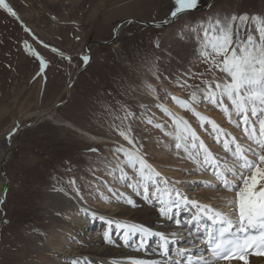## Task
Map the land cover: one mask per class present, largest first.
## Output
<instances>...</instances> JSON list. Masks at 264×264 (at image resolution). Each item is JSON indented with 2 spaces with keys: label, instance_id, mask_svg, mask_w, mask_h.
<instances>
[{
  "label": "rangeland",
  "instance_id": "obj_1",
  "mask_svg": "<svg viewBox=\"0 0 264 264\" xmlns=\"http://www.w3.org/2000/svg\"><path fill=\"white\" fill-rule=\"evenodd\" d=\"M5 2L19 19L0 7V142L10 149L4 163L8 179L4 201L0 196V220L5 207L0 229V264H86L84 255L77 254L86 247L84 239H99L106 228L95 217L91 228H87L90 216L79 227L75 218H82L88 206L95 204L98 210L133 192L118 178L120 169L114 159L117 146L131 147L113 129L114 124L120 123L117 117L123 115L119 106L127 105L136 114L126 123H131L141 154L153 162L182 164L187 159V154H177L175 141L165 135L173 131L171 127L157 129L147 123L146 117L151 116L154 124H171L170 118L155 107L156 103L169 109L170 105L175 106L210 149L224 156L221 145L210 134V126H205L207 131L200 128L192 113L181 109L168 94L179 93L176 96L187 99L196 90L177 87V82L206 68L199 54L198 38L203 27L216 18L247 15L256 19L250 20L240 35L246 38L249 31L256 35L255 25L264 20V0H199L196 9L181 13L172 21L174 0ZM133 18L157 24L169 22L159 28L145 26ZM126 19L115 42L93 43L109 40L118 23ZM25 40L45 59L42 73L39 61L26 51ZM89 42L91 56L85 65L81 56L88 55ZM216 75L223 76L219 72ZM145 82L156 91L149 92ZM188 83L200 82L189 79ZM67 87L69 96L52 118L21 131L16 140L19 127L67 97ZM224 102L231 110L230 101L225 98ZM195 107L204 115L213 116L225 130L241 131L238 138L244 139L243 125L236 127L239 119L235 114L234 122H229L211 103ZM14 128L15 134L7 139ZM84 132L109 141L90 142ZM93 148L98 151H90ZM114 169L115 174H110ZM124 170L132 175L130 169ZM186 173L183 170V175ZM3 186L0 172V189ZM203 186L198 184L197 188L206 189ZM191 188L188 192H192ZM54 189L65 190L76 205L60 208ZM220 189L236 195L231 189L217 190ZM68 222H74L82 231H76ZM108 234L110 240L116 231L113 228Z\"/></svg>",
  "mask_w": 264,
  "mask_h": 264
},
{
  "label": "snow or ice",
  "instance_id": "obj_2",
  "mask_svg": "<svg viewBox=\"0 0 264 264\" xmlns=\"http://www.w3.org/2000/svg\"><path fill=\"white\" fill-rule=\"evenodd\" d=\"M198 5L199 0H174L170 16L174 19L181 13L196 9ZM0 7L19 19L18 14L5 0H0ZM253 19L256 18L233 15L225 20L216 18L207 27H203L198 38L199 54L206 68L201 72L193 71L186 79L177 82V87L196 90L191 91L187 99L168 94L181 109L192 113L200 128L210 126V134L215 142L221 145L224 156L215 154L189 120L173 112L165 104L156 103L155 107L170 118L171 124H154L151 116L146 117L147 123L157 129L171 127L173 131L165 135L171 136L175 141L177 154L181 152L187 154V157L197 165V171L211 172L218 182L214 185L210 181H201L202 184L209 188L223 187L236 192L238 197L236 219L216 211L212 205L190 200L179 190L167 186L161 189L159 186L163 179L161 174L148 164L146 154H141L132 135L131 123H126L136 115L129 106L123 104L119 106L123 115L117 117L120 123L113 125L119 136L131 145L129 148L117 146L114 149L116 168L120 169L118 178L125 181L128 188L137 194H143L145 199L154 197L159 202L160 215L166 219H174L177 210L182 206L190 207L195 212L190 223L198 224L201 219H208L209 223L204 228L205 236L202 241L204 249L199 255L193 254L194 259L193 256H189L192 264H212V261L219 260L231 264L232 259L248 264L246 253L249 249L256 251L257 255L264 256V20L255 25L256 35L251 31L246 38L240 35ZM168 22L165 20L163 23ZM25 30L31 31L27 28ZM24 45L28 54L39 61L42 73L46 67L45 59L27 40L24 41ZM53 51L59 52L58 49ZM59 54L64 56L63 52ZM66 58L71 60V57ZM81 59L87 65L90 55H82ZM217 72L223 76L218 77ZM189 79L199 80L200 83L189 84ZM200 84L204 87H200ZM145 87L151 92L156 91L154 86L147 82ZM225 98L230 101L231 110L229 105L225 104ZM203 102L219 108L229 122H234L232 116L235 114L239 119L236 127L243 125L242 138L247 142L241 143L240 138L220 127L212 118L197 111L195 105ZM16 130L14 128L7 139L10 140ZM205 130L207 131V128ZM90 151L98 149L93 148ZM125 168L131 170V176L124 170ZM110 174H115V169ZM164 183L168 184L166 180ZM127 203L131 205L134 201L127 198ZM176 223L180 221L176 220ZM121 227H126L127 236L139 235L141 244L151 236H158L159 248L165 256L168 254L169 245L175 241L174 233H154L144 226L137 225ZM197 231L199 232V229ZM108 235L106 232L105 238H108ZM178 251L183 255L191 250L180 248ZM204 252L210 253V256L206 258ZM135 264L143 262L136 261Z\"/></svg>",
  "mask_w": 264,
  "mask_h": 264
},
{
  "label": "bare ground",
  "instance_id": "obj_3",
  "mask_svg": "<svg viewBox=\"0 0 264 264\" xmlns=\"http://www.w3.org/2000/svg\"><path fill=\"white\" fill-rule=\"evenodd\" d=\"M122 26L123 24L118 28L119 33L122 30ZM68 88L70 92V87H67L66 94ZM53 107L49 110L40 112L37 116L46 115L48 117L46 119H51L52 114L55 113L56 110ZM169 107L178 115L183 116V114L179 112L175 106L170 105ZM212 119L214 120L215 118L212 116ZM220 127L222 126L220 125ZM228 132L237 137L238 135H241V131H237L236 129H230L228 130ZM82 134L90 142L104 143L109 141V139L105 137L103 138L94 136L87 132H84ZM240 142L246 143L247 141L243 139L240 140ZM205 144L209 146L208 143L205 142ZM0 150L1 159L5 161L9 156L10 149L5 146V142H0ZM188 159V157L187 159L185 157V159L182 161V164H180L179 161H170V163H158L146 158L148 164L151 165L152 168H154L157 172H159L161 174V177L163 178L160 181L159 185L161 189L167 186L171 189L179 190L190 200H196L205 205H212L216 211L222 212L227 216L236 219L238 217V208L236 207V202L238 200L237 194L235 195L231 194V192H225L227 190L222 191L223 189L217 190L222 187H215L211 189L205 186V184H202L201 181H210L214 185L218 184V182L216 178L211 174V172H198L197 165L192 160ZM172 168H176L177 170H172ZM183 170L187 172L184 175ZM229 178L231 179V177ZM164 180L168 182L167 185H165ZM196 184L204 185L206 189H199L197 188ZM186 185L193 187L187 188ZM189 188H191L192 192H188ZM2 192L3 189H0V196H2ZM133 192L130 195H123V197H120L116 201H110L108 206L105 205L104 207H99L100 209L98 210H96L95 204L88 207L86 206L87 208L84 211V216L82 218H75V222H77V225L79 227H81V225L85 223L84 218H89L90 216L91 219L88 220V222H90V225L88 227L86 226L87 228H91V226L93 225L92 221H94L95 217V219H97L99 223L104 224L106 228L105 233H108L113 228L116 231L115 237L110 240L108 238H105V234L98 235L99 239H95L94 236L91 237V234L88 235L89 237H91V239H84L88 243L85 242L86 247H82L77 254L84 255L82 259H84L86 264H135L136 261H142L143 264L191 263L192 261L189 260V256H193V254L199 255L203 250L202 247L204 245L202 242L203 239H196L193 234V231L196 230L197 226H201V229H203L202 224H193L189 222L191 221L192 216L195 214L194 210L190 207L182 206L177 210L174 219H166L160 215V205L154 197L145 199L143 194H137V192H135L134 190ZM54 194L55 196H58H56V200L60 204V208H68L72 205H76L71 202L73 199H69V196L67 195L65 190L54 189ZM127 198L132 199L134 203L131 205L128 204ZM101 217H103V219H101ZM176 220H179L180 223H176ZM202 220L203 219H201L200 222ZM68 223L76 231H82V229L78 228L77 225L74 224V222ZM121 225L144 226L154 233H174L175 241L169 245L168 254L167 256H165L159 248L160 240L158 236H151L147 238L145 243L141 244V237L139 235L127 236L125 234L126 227H121ZM41 240L43 241V238ZM189 241H191V243H189ZM66 247L68 248L69 246ZM180 248H188L191 251L182 255L178 251V249ZM66 252L67 254L70 253L68 251ZM204 255L206 258L209 257L205 252ZM247 261L248 264H264V257L247 256ZM212 264H229V262L212 261ZM231 264H244V262L241 263V261L231 260Z\"/></svg>",
  "mask_w": 264,
  "mask_h": 264
},
{
  "label": "water",
  "instance_id": "obj_4",
  "mask_svg": "<svg viewBox=\"0 0 264 264\" xmlns=\"http://www.w3.org/2000/svg\"><path fill=\"white\" fill-rule=\"evenodd\" d=\"M174 19L171 18V21L174 20ZM133 20H135L136 22H138L140 24H143L145 26L156 27L155 25L157 24V23L148 22V21H142V20H138V19H134V18H133ZM126 21H127V19L126 20H122V21H120L118 23V25L113 30V36L109 40L94 41L93 43L94 44H97V45H102V44H111V43L115 42L116 41V38H117V36L119 34V32H118L119 26H121V24H123ZM160 25L161 26L159 28L164 27L166 24H160ZM90 44H91V42L87 43L86 50H87L88 55L91 56ZM68 96H69V88H68V91H67V97L62 102L57 103L53 108L56 109L57 107H59L60 105H62L66 101V99L68 98ZM46 118H48L46 115L36 116V118L32 122H30L28 124H25V125H23L21 127H19V129L17 130L16 140L18 139L19 134L21 133V131H23L25 129H29V128L37 125L39 122H41L42 120H44ZM16 140H15V142H16ZM4 163H5V161L3 159H1L0 160V172H1V174L3 176V179H4V187H3V192H2V196H1V200L2 201H4V196H5V192H6V188H7V184H8V179H7V177L5 176V173H4ZM4 215H5V207L2 209V216H1V220H0V229H1V225H2L3 220H4Z\"/></svg>",
  "mask_w": 264,
  "mask_h": 264
}]
</instances>
